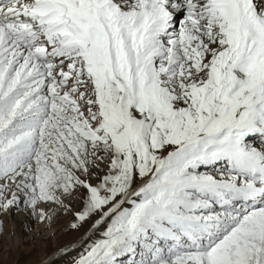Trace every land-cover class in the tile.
Instances as JSON below:
<instances>
[{
    "label": "snow or ice",
    "instance_id": "snow-or-ice-1",
    "mask_svg": "<svg viewBox=\"0 0 264 264\" xmlns=\"http://www.w3.org/2000/svg\"><path fill=\"white\" fill-rule=\"evenodd\" d=\"M10 213L92 221L43 264H264V0H0Z\"/></svg>",
    "mask_w": 264,
    "mask_h": 264
},
{
    "label": "rangeland",
    "instance_id": "rangeland-1",
    "mask_svg": "<svg viewBox=\"0 0 264 264\" xmlns=\"http://www.w3.org/2000/svg\"><path fill=\"white\" fill-rule=\"evenodd\" d=\"M249 142L258 147L261 138L257 133L252 134L245 137L244 143L247 145ZM0 221L3 222L4 229L0 232V264H36L58 248L81 239L92 223H85L79 232H66V221L48 228L24 213L0 215ZM25 224L32 228L31 232L25 230ZM92 238L94 237L89 236L84 239V243ZM69 261L70 257H64L58 259L56 264H69Z\"/></svg>",
    "mask_w": 264,
    "mask_h": 264
},
{
    "label": "bare ground",
    "instance_id": "bare-ground-1",
    "mask_svg": "<svg viewBox=\"0 0 264 264\" xmlns=\"http://www.w3.org/2000/svg\"><path fill=\"white\" fill-rule=\"evenodd\" d=\"M257 134L260 136V134H259V133H257ZM254 144H255V142H254ZM89 229H90V228H89ZM89 229H88V230H89ZM88 230L86 231V233L88 232ZM86 233H85V234H86ZM85 234L83 235V237H85ZM83 237H82V238H83ZM79 240H81V239H79ZM79 240H78V241H79ZM49 256H50V255H49ZM49 256H48V257H49ZM48 257H46V258L42 259L41 261H39V262H38V263H36V264H43V261H45V260H46Z\"/></svg>",
    "mask_w": 264,
    "mask_h": 264
}]
</instances>
